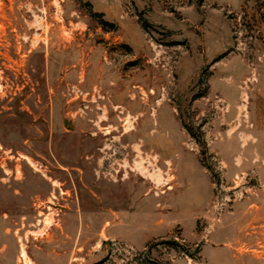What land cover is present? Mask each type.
<instances>
[{
    "label": "rangeland",
    "instance_id": "1",
    "mask_svg": "<svg viewBox=\"0 0 264 264\" xmlns=\"http://www.w3.org/2000/svg\"><path fill=\"white\" fill-rule=\"evenodd\" d=\"M154 261L264 264V0H0V264Z\"/></svg>",
    "mask_w": 264,
    "mask_h": 264
},
{
    "label": "trees",
    "instance_id": "2",
    "mask_svg": "<svg viewBox=\"0 0 264 264\" xmlns=\"http://www.w3.org/2000/svg\"><path fill=\"white\" fill-rule=\"evenodd\" d=\"M95 15H97V16H99V15H101L100 13H96ZM104 23H108V22H104ZM168 243H171V244H173V245H177L178 244V242H176V240H171V241H167ZM179 245V244H178ZM179 252H181V253H184V254H187V255H190V250H178ZM157 263V261H154V264H156Z\"/></svg>",
    "mask_w": 264,
    "mask_h": 264
}]
</instances>
